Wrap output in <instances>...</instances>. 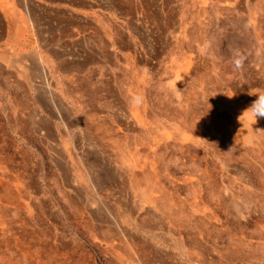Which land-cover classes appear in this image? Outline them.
<instances>
[{"label":"rangeland","instance_id":"obj_1","mask_svg":"<svg viewBox=\"0 0 264 264\" xmlns=\"http://www.w3.org/2000/svg\"><path fill=\"white\" fill-rule=\"evenodd\" d=\"M20 1L64 60L0 48V264H264V0Z\"/></svg>","mask_w":264,"mask_h":264},{"label":"crops","instance_id":"obj_2","mask_svg":"<svg viewBox=\"0 0 264 264\" xmlns=\"http://www.w3.org/2000/svg\"><path fill=\"white\" fill-rule=\"evenodd\" d=\"M18 2L21 1L18 0ZM50 5L52 6L48 3V5L41 7L40 4H37L34 7V14H29L24 5L16 4L15 11H2L0 8V48L13 49L11 41L17 37L18 45L16 48L35 50L37 48L35 44L30 45L28 41V34H34L38 35L36 42H41L46 49L52 52L49 57L55 63H61L64 60V55L60 53L61 44L64 40L61 37L63 30L60 25L64 24L66 17L59 12L48 10L51 9ZM67 22L72 25L74 35L75 32L79 33L80 12L77 14L76 11H73L71 15L69 14ZM28 60L32 65L37 64L32 52L28 55Z\"/></svg>","mask_w":264,"mask_h":264},{"label":"clouds","instance_id":"obj_3","mask_svg":"<svg viewBox=\"0 0 264 264\" xmlns=\"http://www.w3.org/2000/svg\"><path fill=\"white\" fill-rule=\"evenodd\" d=\"M244 111L249 112L251 114V117L255 120L257 119V117H264V95H258L257 99L253 101L251 106Z\"/></svg>","mask_w":264,"mask_h":264},{"label":"bare ground","instance_id":"obj_4","mask_svg":"<svg viewBox=\"0 0 264 264\" xmlns=\"http://www.w3.org/2000/svg\"><path fill=\"white\" fill-rule=\"evenodd\" d=\"M78 4V3H77ZM109 4H110V2H109ZM33 5H36V4H33ZM39 5V4H38ZM91 6V5H90ZM87 19V18H86ZM85 22V21H84ZM161 29H163V28H161ZM256 33V32H255ZM260 43V42H259ZM81 53H83V52H81ZM263 68V67H262ZM259 71V70H258ZM260 73V72H259ZM257 75V74H256ZM252 79V78H251ZM259 79V78H258ZM240 81V80H239ZM241 83V82H240ZM246 85V84H245ZM248 89V88H247ZM244 120V119H243ZM243 122V121H242ZM241 122V123H242ZM242 130H243V132H245V134H250V133H252V131H249L250 130V126H248L247 124H245V123H242ZM264 137V136H263ZM168 140V139H167ZM179 184V183H178ZM185 244V243H184Z\"/></svg>","mask_w":264,"mask_h":264}]
</instances>
